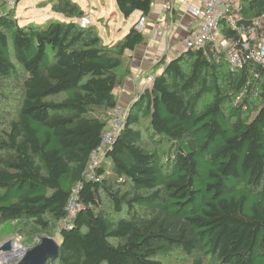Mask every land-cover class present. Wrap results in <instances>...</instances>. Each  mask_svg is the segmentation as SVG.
<instances>
[{
    "label": "trees",
    "instance_id": "trees-1",
    "mask_svg": "<svg viewBox=\"0 0 264 264\" xmlns=\"http://www.w3.org/2000/svg\"><path fill=\"white\" fill-rule=\"evenodd\" d=\"M21 1L0 5V80L21 83L0 134V233L30 222L52 236L81 184V210L47 264H164L176 251L264 264V66L234 69L210 49L164 59L104 146L145 34L134 26L107 45L96 26L72 21L86 15L74 0L53 3L64 22L23 25L14 11ZM116 1L129 19L148 17L155 0ZM239 16L262 18L264 0H242Z\"/></svg>",
    "mask_w": 264,
    "mask_h": 264
},
{
    "label": "built area",
    "instance_id": "built-area-1",
    "mask_svg": "<svg viewBox=\"0 0 264 264\" xmlns=\"http://www.w3.org/2000/svg\"><path fill=\"white\" fill-rule=\"evenodd\" d=\"M242 0H180L182 12L189 15L194 20L195 26L191 27L185 24L176 23L175 25H165L167 31L180 29L185 32L182 39V45L176 51L175 55H180L189 50H204L206 54L210 52L215 54L224 53L227 61L234 69L244 68L252 64L264 66V16L252 20V25L243 29L237 26L241 20L239 10ZM175 0H164L163 11L168 12L175 8ZM75 22L82 28H88L93 25L90 17L84 16L77 18ZM237 32V37H227L223 32V25ZM148 25L147 17H141L136 24V29L143 32ZM174 58V57H173ZM148 84H153L155 77L149 76ZM128 111L115 110L111 119V131L104 138L103 145H110L123 126ZM102 149L95 153L92 163L95 164ZM94 179V175H90ZM81 184L73 190V193L67 204V217L64 219L63 227H68L70 221L74 219L81 210L79 200V190Z\"/></svg>",
    "mask_w": 264,
    "mask_h": 264
},
{
    "label": "crops",
    "instance_id": "crops-1",
    "mask_svg": "<svg viewBox=\"0 0 264 264\" xmlns=\"http://www.w3.org/2000/svg\"><path fill=\"white\" fill-rule=\"evenodd\" d=\"M74 1L80 4L86 13L85 16L92 19L93 25L97 27L99 34L107 45L123 39L141 18L140 13H135L129 19L124 18L118 8L116 0ZM175 1L177 3L174 9L180 13L178 17H175L177 18L176 20L172 17V13L163 11L164 0L154 1L152 12L147 17L148 25L143 31L146 36V41L144 44L138 46L134 52H131L128 63L130 73L124 80L122 86L117 89L119 100L117 109L123 112L129 111L134 101L147 88H151L152 84H148L147 78L149 76L156 77L163 71L164 65L161 67L157 65L164 59L168 63L182 45L181 41L186 35L185 32L177 28L173 31H167L165 25H175L180 22L191 27L195 26L192 17L182 12L180 0ZM31 11L33 12V10ZM94 15L97 16V20H95ZM65 20L67 19L65 18ZM75 20L73 19L72 21L75 22ZM169 21L172 23H169Z\"/></svg>",
    "mask_w": 264,
    "mask_h": 264
},
{
    "label": "rangeland",
    "instance_id": "rangeland-1",
    "mask_svg": "<svg viewBox=\"0 0 264 264\" xmlns=\"http://www.w3.org/2000/svg\"><path fill=\"white\" fill-rule=\"evenodd\" d=\"M54 1L55 0H22L14 11L16 17L23 25L37 24L47 27L51 22L65 21V17L63 15L52 11ZM4 3H7L5 10L15 9L16 0H0V5ZM31 10H33V12ZM94 17L95 20L98 19L96 15H94ZM118 21H120V19H118ZM169 23L172 22L169 21ZM20 90L21 83L10 80H0V134L2 131L7 130L8 123L15 118V108L17 107V102L21 95ZM144 133L146 134L145 136H147V132ZM166 148L167 147H162L161 149L164 150ZM103 155L104 151L97 158L95 164L102 161ZM105 206H108V204H105ZM62 227L63 225L53 230L52 236H49V234L42 233L38 235V229H36L35 225L30 222H14L5 225L0 233V248L6 242L14 240L17 247L20 246L23 251H21L20 255L14 259H8L2 252H0V264H19L24 259L26 254L31 249L40 245L45 238H52L57 243H60V231ZM201 259H203L204 264H214L210 260L205 259L198 254L188 255L181 251L174 252L173 255L166 257L163 261L164 264H197V262Z\"/></svg>",
    "mask_w": 264,
    "mask_h": 264
},
{
    "label": "water",
    "instance_id": "water-1",
    "mask_svg": "<svg viewBox=\"0 0 264 264\" xmlns=\"http://www.w3.org/2000/svg\"><path fill=\"white\" fill-rule=\"evenodd\" d=\"M251 25V20H241L237 23V26L243 29H246ZM21 249L22 248L17 247L14 240H10L3 244L0 248V252H2L8 259H14L20 255L21 251H23V249ZM59 249V243L52 238H45L40 245L31 249L19 264H47L50 260L54 261L58 259Z\"/></svg>",
    "mask_w": 264,
    "mask_h": 264
},
{
    "label": "bare ground",
    "instance_id": "bare-ground-1",
    "mask_svg": "<svg viewBox=\"0 0 264 264\" xmlns=\"http://www.w3.org/2000/svg\"><path fill=\"white\" fill-rule=\"evenodd\" d=\"M18 248H20V246H18Z\"/></svg>",
    "mask_w": 264,
    "mask_h": 264
}]
</instances>
